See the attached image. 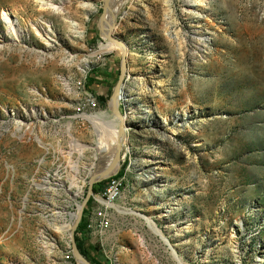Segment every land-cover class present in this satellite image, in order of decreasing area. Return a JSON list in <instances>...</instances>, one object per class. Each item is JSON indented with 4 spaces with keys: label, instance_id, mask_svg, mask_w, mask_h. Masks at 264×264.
I'll use <instances>...</instances> for the list:
<instances>
[{
    "label": "rangeland",
    "instance_id": "374dc122",
    "mask_svg": "<svg viewBox=\"0 0 264 264\" xmlns=\"http://www.w3.org/2000/svg\"><path fill=\"white\" fill-rule=\"evenodd\" d=\"M119 3L125 213L84 238L106 264H264V0ZM103 10L0 0V264H78L54 226L60 213L73 226L93 154L112 144L84 117H113L121 54L98 53ZM90 75L98 108L80 112Z\"/></svg>",
    "mask_w": 264,
    "mask_h": 264
},
{
    "label": "bare ground",
    "instance_id": "6f19581e",
    "mask_svg": "<svg viewBox=\"0 0 264 264\" xmlns=\"http://www.w3.org/2000/svg\"><path fill=\"white\" fill-rule=\"evenodd\" d=\"M120 0H109L108 6L104 7V14L102 15L101 19L98 22V28L100 37L102 40H104V43H102L99 47L98 53L99 54H106L112 51H119V54L122 53V48L113 42L107 40V36L109 33L113 36V30L115 28V19L117 13L122 9L124 4L119 3ZM124 3V2H123ZM168 3V0H166V4ZM201 5V3H199ZM88 8V6H85L84 9ZM2 21H4L8 28H9V34L18 42H22L23 39L20 34V30L18 27V24L15 21V18L11 13L3 12L2 13ZM16 42V43H17ZM123 47L125 51L127 52V46L123 44ZM97 54H94L92 58H95ZM122 92V88H121ZM121 92L119 95V101H121ZM109 108H112L110 105ZM110 117L107 113H104L102 115H93V116H84L85 119L90 122V124L93 125L95 129H97L104 137L110 138L112 140V144L102 149L99 153L93 154V165L88 168V173L90 177L92 175H97L98 177H102L104 172L109 167L117 166L119 161V156L117 152L118 142L120 139L119 134V125L120 121L114 116ZM125 120H127L125 118ZM125 124V138H124V144L127 139V130L128 127H126ZM20 126V125H19ZM19 129V128H18ZM98 135V134H97ZM123 159V158H122ZM80 206V205H79ZM110 208L116 209L118 213H125V210L121 207L112 204ZM138 216V215H137ZM59 217L62 219L61 225L54 226V230L57 233L60 234H67L69 235L71 230V225H67L65 222V215L63 213H60ZM148 224H150V227L153 229L154 232L158 231L152 226L150 223V220L146 219ZM166 242V241H165ZM167 243V242H166Z\"/></svg>",
    "mask_w": 264,
    "mask_h": 264
},
{
    "label": "water",
    "instance_id": "95a60500",
    "mask_svg": "<svg viewBox=\"0 0 264 264\" xmlns=\"http://www.w3.org/2000/svg\"><path fill=\"white\" fill-rule=\"evenodd\" d=\"M109 0H104V7L108 6ZM104 14V10H103ZM102 14V15H103ZM101 15V17H102ZM100 17V19H101ZM99 19V20H100ZM115 23H117V20L115 19ZM97 29L99 31L98 25ZM107 40L113 42L114 44L120 46L122 48V53H121V62H120V72L118 76V81L116 83V86L111 94L110 101L108 103V108L109 104L111 103L112 108H109V111L120 121L119 125V134H120V139L118 142V147H117V154L119 156V161L117 166L109 167L107 170L104 172L102 177H98L97 175H92L89 178L88 182V192L82 202V204L78 207L77 214L74 216V221H73V226L70 230L69 233V239L71 241V249L74 255L75 260L77 261L78 264H92L80 251L77 243V232L80 228V225L83 222L84 215H85V210L90 203L92 199H95V192L94 186H96L99 183H103L105 181H108L109 179H112L116 177L120 171H121V161H122V152L124 148V138H125V115H123L122 111L120 110V101H119V95L121 92V88L125 83V77L127 73V52L125 51L123 47V43L116 38L112 36L111 33L108 34ZM116 171V172H115Z\"/></svg>",
    "mask_w": 264,
    "mask_h": 264
},
{
    "label": "built area",
    "instance_id": "2783aa9c",
    "mask_svg": "<svg viewBox=\"0 0 264 264\" xmlns=\"http://www.w3.org/2000/svg\"><path fill=\"white\" fill-rule=\"evenodd\" d=\"M86 84L84 87V99L83 107L80 112H84L85 110H94L98 108L97 100L91 94L87 93ZM117 178H112L109 183V187L105 190V192L100 193L95 197V204H97V210L94 211V218L91 219L88 216V232L89 231H97L101 237H104V233L107 229H109L112 225V212L113 209L110 208L112 204L117 203V201L122 196V188L123 183Z\"/></svg>",
    "mask_w": 264,
    "mask_h": 264
},
{
    "label": "trees",
    "instance_id": "16d2710c",
    "mask_svg": "<svg viewBox=\"0 0 264 264\" xmlns=\"http://www.w3.org/2000/svg\"><path fill=\"white\" fill-rule=\"evenodd\" d=\"M85 88L87 91H89L94 96L98 92L100 93V91H101V89H99V84L96 82V78L94 77V75H90L87 77ZM99 99L102 103L105 102L104 96L99 97ZM126 170H127V164L124 166L123 170H121L120 174L117 176V179H122L126 174ZM108 182L109 181H105L103 183H99L96 186H94L95 188H93V189H94L95 195L102 193L103 186L106 185ZM93 203H94V200L92 199L90 201V203L88 204L86 210H85L84 219H83V222L80 225V228L77 232L76 239H77L78 247H79L81 253L92 264H106L100 260V256H99V255H101L100 254V251H101L100 248L98 246L90 245L89 242L84 238V236L88 232V226H89L88 215L91 212Z\"/></svg>",
    "mask_w": 264,
    "mask_h": 264
},
{
    "label": "flooded vegetation",
    "instance_id": "af4514ba",
    "mask_svg": "<svg viewBox=\"0 0 264 264\" xmlns=\"http://www.w3.org/2000/svg\"><path fill=\"white\" fill-rule=\"evenodd\" d=\"M119 72H120V69H119ZM117 81H118V79H117ZM117 83V82H116Z\"/></svg>",
    "mask_w": 264,
    "mask_h": 264
},
{
    "label": "clouds",
    "instance_id": "9594fccd",
    "mask_svg": "<svg viewBox=\"0 0 264 264\" xmlns=\"http://www.w3.org/2000/svg\"><path fill=\"white\" fill-rule=\"evenodd\" d=\"M119 174H120V173H119ZM119 174H118V175H119Z\"/></svg>",
    "mask_w": 264,
    "mask_h": 264
}]
</instances>
